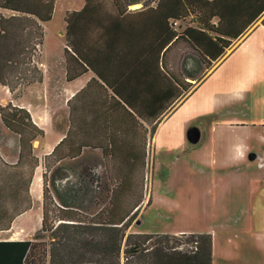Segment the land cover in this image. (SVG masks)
I'll return each mask as SVG.
<instances>
[{"label":"crops","instance_id":"obj_1","mask_svg":"<svg viewBox=\"0 0 264 264\" xmlns=\"http://www.w3.org/2000/svg\"><path fill=\"white\" fill-rule=\"evenodd\" d=\"M156 3L152 2L153 5ZM85 4L86 0H82L80 6L69 10H81ZM143 6L141 3L129 4L128 12H136ZM257 21L227 58L161 120L154 134L151 133L152 125L94 70L75 80H67L64 54L60 60L61 82L57 81L56 96L51 102L62 105L67 115L65 120L53 117L49 99L46 104L39 101L42 106L36 107L25 94L17 99L3 85L10 94L7 102L26 107L44 129V137L40 142L35 141L41 144L42 155L51 154L66 141L73 159L108 160L111 173L140 176L139 186L130 187L139 192L130 204L135 208L141 206L131 224L132 232L210 233L213 236V264H264V116L250 119L218 114L220 109L243 99L249 81L262 71L264 25ZM85 28L82 45L106 78L117 87L120 85L124 93H143L144 87L133 88V83L132 87L125 83L127 66L137 71V60L106 56L103 46L98 44V32H93L89 25ZM61 33L66 36V26ZM100 51L101 55L98 54ZM233 55L246 58L248 73H228L235 80L229 92L223 88H209L214 73ZM41 65L44 81L39 85L52 89V84H48L47 64L41 61ZM148 100L154 102L151 97ZM7 102H0V106ZM211 116L219 117L211 121L208 118ZM199 120L203 122L198 123ZM192 126H203L204 129L197 142L189 138ZM19 149L17 138L13 151L0 145V154L8 163L17 164ZM160 163L165 167L169 165L168 179L161 172L156 173ZM148 167L153 170L149 196L148 175L144 180ZM43 168L41 163V169L35 170L29 186L33 199L41 202V211L37 215L39 227L31 230L24 225V218L33 216L30 215L33 204L15 218L10 229L0 231V240L33 239L41 229ZM58 178L69 181L71 174L61 168ZM35 182L37 198L34 196Z\"/></svg>","mask_w":264,"mask_h":264},{"label":"trees","instance_id":"obj_2","mask_svg":"<svg viewBox=\"0 0 264 264\" xmlns=\"http://www.w3.org/2000/svg\"><path fill=\"white\" fill-rule=\"evenodd\" d=\"M57 1L0 0V83L7 86L14 95L19 86L13 81L11 72L20 71L23 82L19 85L25 87L44 80V72L36 64L35 58L44 44V23L52 20ZM156 2L155 5L146 3L136 12H128L126 0H86L83 9L68 10L65 14L64 49L67 80H75L94 70L108 85L115 88L139 116L152 125L153 134L164 115L188 95L197 82L200 84L206 79L205 74L214 63L264 14V0ZM3 11H10L11 14L7 16ZM86 25L91 26L93 32H98V44L103 46L106 56L134 57L137 60V71L127 66L125 83L129 87H132L133 83V88L144 87L143 93H124L120 85L117 87L106 78L82 45ZM181 44L189 49L190 54L179 56L177 59L173 53ZM119 49L123 53H120ZM101 52L98 54L101 55ZM150 59L152 61H149ZM174 61L180 66L177 70L172 67ZM149 97L153 99V103H150ZM0 123L18 136L20 145L17 164L8 163L0 154V231H3L10 229L15 218L33 205L29 186L35 168L40 164L38 156L34 153V141L43 137L45 131L35 122L26 107L13 101L0 106ZM65 140L68 141V138ZM62 144L64 142L51 154L56 153ZM68 155L69 152L58 159ZM26 167H29L27 178ZM46 168L45 181L50 171L49 166ZM86 175L92 186L93 174L89 172ZM162 175L167 177L168 171L162 172ZM50 185L59 202L50 195L48 185L45 184L42 227L38 230L54 229L58 235L53 244L60 246L53 248L50 264H84L86 259H91L84 249H88L92 257H98L93 262L121 264L123 238L141 209V206L135 208L131 204L125 206V201L131 198L130 193L133 191L130 188L133 187L132 176L121 177L119 184L112 190L109 204L97 211L98 214L96 213L94 220L90 222L80 216L82 208L77 196L81 186L77 188V184H67L65 189L61 190L51 175ZM46 197L50 202H46ZM51 204L58 212L54 221L59 223L49 225ZM91 231H100L105 235V239L94 243V239L85 236L91 234ZM162 234L176 235L130 233V246L126 250L127 264L134 261L135 264H154L162 254L170 255L162 249V245L143 246L142 243L132 242L131 239L138 236L148 237L150 240L155 235ZM181 234L190 235L197 245L196 249L190 252H173L172 258L177 259L178 264H213L212 234ZM35 239L37 237L26 240H0V264H47L46 252L45 255L38 252L40 244ZM96 246L100 250L92 249Z\"/></svg>","mask_w":264,"mask_h":264},{"label":"rangeland","instance_id":"obj_3","mask_svg":"<svg viewBox=\"0 0 264 264\" xmlns=\"http://www.w3.org/2000/svg\"><path fill=\"white\" fill-rule=\"evenodd\" d=\"M109 1V0H108ZM156 0H126L127 4H136V3H141V5H145L146 3H152ZM56 7H55V12L53 15L52 20H50L47 23H44V28H45V39H44V44L41 46V49H39L37 56L35 58V61L37 62L38 66L41 68L43 71L42 65L40 66L41 61H44L46 65V72H47V77H48V84H52L53 88L51 89V86H42L39 85L42 82L34 83L29 86H22L19 85L20 83L23 82L21 79L22 74L20 71L18 72L17 70L12 73V79L19 86L17 89V93L15 94V98H20L24 94L26 95V99L33 102L36 107H40L39 101L41 103H47V100L49 99L50 101L48 102V106L52 109V114L53 117L55 118H63L64 120L66 119L67 115L65 116V110H62V105L59 103L56 105V102L52 103L51 100H53V97H55V85L57 84V81L60 83V75L62 74L63 68L60 63V60L63 57L64 54V45H65V36L61 32L65 29L66 22H65V14L66 12L73 7L80 6L82 4V0H58L56 2ZM1 10V9H0ZM5 15L9 16L11 14L10 11H3ZM257 22H261L264 25V15L261 16ZM248 32H246L247 34ZM244 34L242 38L245 37ZM242 38H239L236 40L231 48L227 50L224 56H222L218 61L214 63V65L207 71L206 76L209 75L217 66H219L223 60L227 58L229 53H231L239 44L240 40ZM189 49L184 45L181 44L179 48L176 49V51L173 53V55L177 56V59L179 56H185L189 55ZM175 70L179 69V65L177 64V61H174L173 66ZM248 65H247V60L245 57H242L241 55H233L231 56L223 65H221L218 70L214 73L213 77L211 78V82L209 84V88H223L226 92H229L231 87L233 86V83L235 80L234 78L231 77V74L229 75L228 73H239V74H244L248 73ZM260 75L257 78H253L249 81V84L247 85L246 89V94L243 97V99H240L239 102L234 103L233 105L228 106L227 108L220 109L221 111L218 114H221L222 116L227 115H240L242 117L250 118V119H261L264 116V64L260 68ZM44 72V71H43ZM58 78H55V77ZM237 76V75H236ZM19 77V78H18ZM57 79V80H56ZM196 81V80H195ZM194 81V82H195ZM199 82L196 83L190 90V93L192 92L193 89H195L198 86ZM33 85H37V87H33ZM32 86V87H31ZM31 87V89H29ZM10 98V94L6 90V88L0 84V102L4 103L7 102ZM184 98V97H183ZM183 98L180 100L182 101ZM179 103V102H178ZM177 103V104H178ZM39 104V105H38ZM176 104V105H177ZM44 105V104H43ZM175 105V106H176ZM59 108V109H58ZM170 113V112H169ZM168 114V113H167ZM165 114L164 117L167 115ZM163 117V118H164ZM219 116H211L208 117L210 120L218 118ZM206 118V119H208ZM199 120L198 123H201ZM212 121V120H211ZM203 122V121H202ZM200 134H204V129L203 126H196ZM17 139L18 136L14 135L5 127H3L0 123V145L2 147H6L8 150L13 151L15 148V138ZM44 137V136H43ZM40 137L38 138V141L43 138ZM19 139V138H18ZM36 141V140H35ZM34 141V153L36 156H38L40 164L35 168L40 170L41 169V163L43 165V169L46 170V166L50 167V171H48L47 174V179L45 181V177L43 174V187H42V204L45 201V196H44V190H45V184L48 185V189L50 192V195L54 197V200L58 201V198L55 196V191L50 185V175L54 176L55 178V184L61 189L64 190L65 186L67 184H72L76 186L77 188L81 186L80 194L77 196L78 203L81 204V213L80 216L82 219L86 220L87 222H90L91 220H94L96 213L98 214L97 211H99L103 206H106L109 204L110 199H111V194L113 188L116 187L117 184H119L121 177L123 178L125 175H115L110 172L108 166H109V161L104 160V159H95L93 158L92 160H86V159H73L72 158V151L71 148L69 147V144L66 142L58 148L56 153L54 154H49V155H42L40 153V148L41 144L39 142ZM40 144V145H39ZM7 145V146H6ZM39 145V146H38ZM69 152V155L66 156L65 158L58 159L60 156H64ZM167 167L163 166V163H160L156 166V173L159 171L161 172H167L169 173V165H166ZM147 167V166H146ZM169 167V168H168ZM61 168H66L70 174L71 178L69 181H64L63 179L58 178V173L60 172ZM107 168V169H106ZM146 171H148V174L145 173V177L148 175V196L150 193V181H151V172L153 171L151 167L145 168ZM92 173L94 176V183L91 186L89 184V179L87 177V173ZM25 173H26V178L28 177L29 173V167L25 168ZM168 179L167 177H164ZM139 179L140 176H132V182H133V187L139 186ZM37 187L36 182L34 184V196L37 198ZM90 187V188H88ZM89 191V194H88ZM108 191V192H107ZM139 192L134 189L130 194L131 198L129 200L125 201V206L129 205L131 202L136 200V196ZM129 194V196H130ZM107 195V197L105 196ZM33 198V197H32ZM50 202V199L46 197V202ZM47 202V203H48ZM33 204L34 207L31 211L30 215H33L32 217H26L24 218V225L26 226V229H31L33 230L34 228L39 227L40 222L38 221V213L41 211V202L38 201V199H33ZM49 210V221L48 224L52 225L56 222L59 223V221H54L56 219V215L58 212L55 210V206L51 204ZM105 217V216H104ZM136 219V218H135ZM132 220L131 224L135 221ZM130 226L126 230L125 237L123 238L122 241V252H121V264H127V258H126V250L130 246V242L128 241V235L130 233H141V232H132L130 230ZM55 226V225H54ZM59 234V232H58ZM37 237V240L40 244L39 246V251L42 253V255H45L46 252V262L47 264H50L51 260V254L52 250L55 247H59L60 245H54L53 243L55 240L58 238V235L54 232V229L50 230H45V231H37L35 234ZM85 236H88L89 238L94 239V243L102 242L105 239V235L101 233L100 231L94 232L91 231V234H86ZM132 242H139L142 243L143 246L147 245L150 246V244H158L162 245V249L166 250L165 252L169 253L170 255H164L162 254L157 262L154 264H178L177 259H173L174 257L172 255L173 252L181 251V252H190L193 249H196L195 246L197 245L195 240H192V237L188 234H176V235H171L166 236L164 234L162 235H155L152 239H148V237H138V236H133ZM197 239V237H195ZM93 250H100L99 247H92ZM83 251L88 252L89 256H91V259H86L84 264H109L106 261H99V263L93 262L94 260H97L96 258L98 257H92L93 255H90V252L88 249H84ZM160 255V254H159ZM177 257V256H176ZM157 260V259H156ZM143 263V261H142ZM82 264V263H80ZM130 264H135L134 262H131Z\"/></svg>","mask_w":264,"mask_h":264},{"label":"water","instance_id":"obj_4","mask_svg":"<svg viewBox=\"0 0 264 264\" xmlns=\"http://www.w3.org/2000/svg\"><path fill=\"white\" fill-rule=\"evenodd\" d=\"M201 134L199 129L196 126H192L191 129L189 130V138L193 142H197L200 140Z\"/></svg>","mask_w":264,"mask_h":264}]
</instances>
